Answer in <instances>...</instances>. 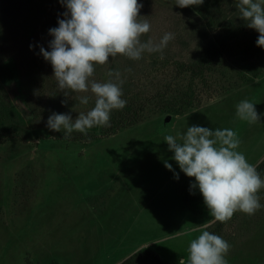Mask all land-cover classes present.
Instances as JSON below:
<instances>
[{"label":"rangeland","instance_id":"1","mask_svg":"<svg viewBox=\"0 0 264 264\" xmlns=\"http://www.w3.org/2000/svg\"><path fill=\"white\" fill-rule=\"evenodd\" d=\"M138 3L151 23L143 41L158 43L166 32L175 38L162 56L133 61L118 54L96 67L93 79L107 82L117 70L124 82L127 104L112 111L110 125L124 110H145L136 124L86 142L75 138L80 132L64 138L47 127L52 112L76 119L95 103L90 92L59 90L40 53V46L50 51L49 26L66 8L60 0H0V264H123L142 248L180 262L202 225L209 231L216 221L164 134L193 125L232 128L248 162L257 168L264 161V47L235 0H195L183 8L176 0ZM211 51L218 56L201 74L184 70ZM78 95H89V104ZM244 99L256 104L261 122L237 118ZM258 195L264 204V189ZM219 235L231 245L228 264H264V208L236 212Z\"/></svg>","mask_w":264,"mask_h":264},{"label":"clouds","instance_id":"2","mask_svg":"<svg viewBox=\"0 0 264 264\" xmlns=\"http://www.w3.org/2000/svg\"><path fill=\"white\" fill-rule=\"evenodd\" d=\"M66 8L58 27L51 28L53 39L48 49L40 46V53L50 62L58 89L69 93H91L94 106L79 112L76 119L70 114L52 112L47 127L63 132L70 137L76 131L88 134L95 127L110 126L113 110L123 109V80L119 71L110 73L112 80L99 82L93 79L97 66L105 65L111 58L122 55L139 61L145 53H160L175 38L166 32L159 42L141 37L151 30L150 21L139 15L141 4L138 0H60ZM203 3V0H202ZM238 16L246 21L249 28L260 35L257 46L264 47V0H235ZM179 7L196 5L195 0H176ZM34 46L30 45V49ZM89 95H78L76 101L88 105ZM256 104L248 99L236 105V116L249 124L261 122ZM167 129L162 132L166 133ZM169 150L180 170L188 177H194L191 189H199L209 214L214 221L227 222L236 212L253 215L264 204L258 193L264 189V178L246 156L238 151L240 139L232 128H216L193 125L186 132L164 134ZM165 167L179 173L165 161ZM194 194V193H193ZM207 223L200 228V234L190 239L187 259L179 264H228L226 255L231 245L220 235L208 230ZM179 232V231H178ZM191 233H185L190 235Z\"/></svg>","mask_w":264,"mask_h":264},{"label":"trees","instance_id":"3","mask_svg":"<svg viewBox=\"0 0 264 264\" xmlns=\"http://www.w3.org/2000/svg\"><path fill=\"white\" fill-rule=\"evenodd\" d=\"M9 13H5V16H9ZM50 22H53L50 20ZM50 24V23H49ZM48 24V26H49ZM54 27H58V23L57 25H55V21L53 23L50 24L49 26V30L51 28ZM3 28L2 24L0 23V30ZM217 51H211L210 53H207V57H205L204 61L200 62V63H195V64H191V65H186V69L184 70H190L191 72L195 73V74H201L203 72V70L206 68L207 65H209L211 62H213V59H215L218 56ZM183 70V71H184ZM2 102V100L0 101V103ZM185 103H182L181 105H179V108H182L184 106ZM1 106V104H0ZM175 105H171V108L174 107ZM145 110L144 105H142L140 108L138 109H134V110H124L123 113L121 115H119V117H115L113 123L106 127L105 129H103L102 131H100L99 133H96L95 131H88V134L85 135L83 133H79L77 135V139H80L82 141H94L97 139H100L102 137H106L112 134H115L118 130H121L123 128H127L131 125L136 124L137 122H139L141 120L142 114ZM130 113V114H129ZM8 113H6L4 115V117L8 118ZM65 138V137H64ZM69 138V137H67ZM257 171L262 174L264 172V161L261 162L258 167L256 168ZM227 222H219L216 221L214 224H212V227L210 228V232L219 235V232L222 231L224 225ZM142 259H148L153 261L156 264H179V262H175V261H170V260H165L161 257V255L159 254V252H157L156 250H152L149 248H142L141 250H139L138 252H136L134 255H132L131 257H129L127 260L124 261L123 264H133L134 262H137L139 260Z\"/></svg>","mask_w":264,"mask_h":264}]
</instances>
